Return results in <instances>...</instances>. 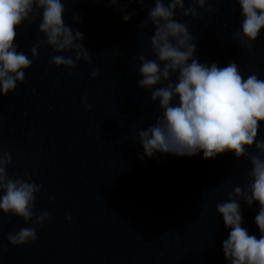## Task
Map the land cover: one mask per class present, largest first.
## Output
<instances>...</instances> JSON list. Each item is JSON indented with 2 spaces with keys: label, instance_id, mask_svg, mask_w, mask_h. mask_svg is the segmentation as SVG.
Here are the masks:
<instances>
[{
  "label": "water",
  "instance_id": "obj_1",
  "mask_svg": "<svg viewBox=\"0 0 264 264\" xmlns=\"http://www.w3.org/2000/svg\"><path fill=\"white\" fill-rule=\"evenodd\" d=\"M62 3L65 24L84 34L93 62H78L70 76L69 69L50 67L49 61L52 55L74 57L72 52L43 47L39 58H32V45L45 38L38 31L42 16L17 28L18 51L33 63L24 70L25 83L0 94V150L11 154L9 177L25 178L27 172L30 182L41 185L35 210L47 211L52 221L36 228L35 242L13 246L9 232L36 225L0 210V264H228L222 241L230 229L216 204L234 186H246L250 161L233 152L206 160L202 151L193 157L157 152L149 158L138 142V131L162 113L137 83L142 79L137 57L155 59L154 26L138 29L154 0L143 7L120 0L128 14L137 13L129 22L96 0ZM208 4L215 14L199 5V19L176 14L195 39L199 61L220 67L235 62L245 78L256 74L264 80V29L250 52L233 39L242 31L236 0ZM191 6L192 0H185V7ZM74 15L83 23L74 22ZM257 139L264 140V122ZM249 151L256 153L255 147ZM239 203L242 227L259 238V203L251 208Z\"/></svg>",
  "mask_w": 264,
  "mask_h": 264
},
{
  "label": "clouds",
  "instance_id": "obj_2",
  "mask_svg": "<svg viewBox=\"0 0 264 264\" xmlns=\"http://www.w3.org/2000/svg\"><path fill=\"white\" fill-rule=\"evenodd\" d=\"M96 2L115 7L118 14L123 13L125 22L137 14L134 9L128 14L120 0ZM128 2L139 3L141 7L145 4V0ZM236 3L241 8L242 31L235 32L233 39L251 52L264 29V0H236ZM196 5L201 9L207 6L212 14L216 12L208 0H192V6L187 8L185 0H154V7L145 9L147 17L138 25L141 32L150 24L154 26L150 43L155 59L144 54L137 57L138 73L142 76L137 83L142 90L150 92L151 101L159 102L162 110L154 124L138 131V142L149 158L157 152L193 157L201 151L206 160L226 152H233L238 160L247 158L251 163L247 171L249 182L227 192V199L216 204V211L222 215L225 228L230 229L228 238L222 241L228 264H264V140L257 139L260 124L264 122V80L256 74L245 78L235 62L220 67L199 61L194 37L187 25L176 19L178 10L184 17L199 19ZM65 11L62 0H0V94L7 96L16 90L18 82H26L24 70L32 66L33 60L18 51L17 28L25 22L34 24L41 16L38 31L45 38L32 45L33 59L39 58V49L43 47L59 54L72 52L74 57L52 55L49 61L50 67L69 69L70 76L75 74L78 62L92 64L90 51L83 43L84 34L65 24ZM73 21L83 23L78 15L73 16ZM90 75L95 79L99 71L94 70ZM84 103L91 110L87 97ZM253 147L255 154L249 151ZM11 164V154L0 150V210L4 215L34 221L36 225L8 233L11 245L23 246L35 242L36 228L45 221L51 223L52 217L47 211L38 214L35 210L41 185L30 182L27 172L25 178L9 177L7 168ZM239 201L249 208L259 203L255 216L259 238L242 227Z\"/></svg>",
  "mask_w": 264,
  "mask_h": 264
}]
</instances>
